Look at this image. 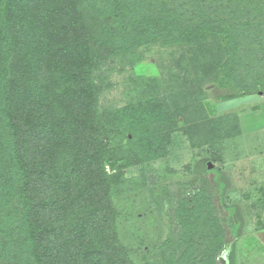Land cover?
I'll use <instances>...</instances> for the list:
<instances>
[{
    "label": "trees",
    "instance_id": "16d2710c",
    "mask_svg": "<svg viewBox=\"0 0 264 264\" xmlns=\"http://www.w3.org/2000/svg\"><path fill=\"white\" fill-rule=\"evenodd\" d=\"M153 44L182 50L167 79L102 107L113 64ZM207 80L241 95L218 116ZM260 91L264 0H0V264H222L217 182L165 186L170 233L149 252L123 240L118 201L146 186L125 171L167 157L174 133L212 149L241 134L225 103Z\"/></svg>",
    "mask_w": 264,
    "mask_h": 264
},
{
    "label": "rangeland",
    "instance_id": "374dc122",
    "mask_svg": "<svg viewBox=\"0 0 264 264\" xmlns=\"http://www.w3.org/2000/svg\"><path fill=\"white\" fill-rule=\"evenodd\" d=\"M181 54L179 48L153 44L140 48L139 63L134 67L130 61L118 60L107 75L106 84L112 86L103 91L101 106L126 105L135 79H167L171 62L176 58L177 63ZM204 88L206 107L213 116L222 114L224 102L241 96L220 88L213 80H207ZM251 95L236 107L225 103L231 106L225 112L239 118L238 136L212 149L194 147L187 134L178 131L173 134L167 157L125 171L129 179L144 176L146 180L145 187L118 201L124 213L121 236L128 245L142 252L154 251L170 233L165 186L201 177L220 186L216 203L226 221L230 242L221 257L222 264H264V92Z\"/></svg>",
    "mask_w": 264,
    "mask_h": 264
}]
</instances>
